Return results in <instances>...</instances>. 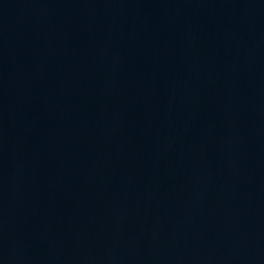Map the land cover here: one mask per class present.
Here are the masks:
<instances>
[{
	"label": "water",
	"instance_id": "1",
	"mask_svg": "<svg viewBox=\"0 0 264 264\" xmlns=\"http://www.w3.org/2000/svg\"><path fill=\"white\" fill-rule=\"evenodd\" d=\"M0 264H264V0H0Z\"/></svg>",
	"mask_w": 264,
	"mask_h": 264
}]
</instances>
